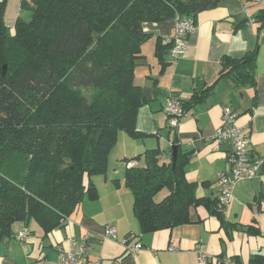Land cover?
<instances>
[{
  "label": "trees",
  "instance_id": "1",
  "mask_svg": "<svg viewBox=\"0 0 264 264\" xmlns=\"http://www.w3.org/2000/svg\"><path fill=\"white\" fill-rule=\"evenodd\" d=\"M219 1L22 0L9 32L6 0H0V241L13 236L18 222L33 220L44 234L63 225L84 197L96 198L91 178L106 173L118 133L142 135L136 116L147 99L134 82L148 37L142 23L195 18ZM169 47L157 39L162 65ZM254 59V52L224 55L214 82L194 91L184 109L219 80H250ZM186 155L178 150L174 167L171 154L158 148L130 159L136 161L125 170L124 184L141 232L190 223L192 208L219 202L196 196L197 183L184 173ZM249 264H264V255L253 254Z\"/></svg>",
  "mask_w": 264,
  "mask_h": 264
},
{
  "label": "crops",
  "instance_id": "2",
  "mask_svg": "<svg viewBox=\"0 0 264 264\" xmlns=\"http://www.w3.org/2000/svg\"><path fill=\"white\" fill-rule=\"evenodd\" d=\"M21 1L6 0L3 22L9 32L22 13ZM175 19L142 23L148 37L141 45L143 58L134 76L147 99L136 116V130L142 135L118 133L106 173L91 178L96 198L84 197L63 225L44 234L33 220L26 225L15 223L13 236L0 241V264H69L60 259V253L75 250L81 242L87 249L78 264L95 260L101 264H197L199 252L249 264L253 254L264 255V3L220 0L200 11L184 53L172 59L165 52L162 65L155 55L157 39L166 42L173 34ZM247 52L255 53L250 80L239 82L231 76L219 80L185 109L177 127L167 126V96L181 103L190 100L194 91L214 82L224 55L240 58ZM225 106L237 114L236 124L249 140L251 158L262 161L257 173L234 183L228 204L217 203L212 209L199 205L191 209L190 223L141 232L132 210V192L124 184L127 161L154 148L167 157L176 145L180 153L187 152L184 173L186 179L197 183L196 196L217 198L216 181L220 173L230 171L227 156L232 150L229 140L214 138L223 123ZM214 209L224 216L213 213ZM106 225L114 227L115 238L104 236ZM249 226L258 232L252 233ZM20 231L28 236L18 238ZM129 234L137 237L140 249L129 250L122 245L121 239ZM170 246L176 249L169 250Z\"/></svg>",
  "mask_w": 264,
  "mask_h": 264
},
{
  "label": "built area",
  "instance_id": "3",
  "mask_svg": "<svg viewBox=\"0 0 264 264\" xmlns=\"http://www.w3.org/2000/svg\"><path fill=\"white\" fill-rule=\"evenodd\" d=\"M264 3V0H261ZM246 11V9H245ZM195 29L194 17L176 16L173 34L167 38L166 42L170 44L169 55L172 59L180 57L187 46V37ZM185 113V109L179 99L173 96H167L164 106V114L166 124L169 128L177 127L181 116ZM237 114L228 106L223 107L222 120L223 123L215 131L214 138L217 141L229 140L232 144V150L227 156L230 165V171L222 172L218 175L216 185L218 187V204L226 205L230 202L233 196V186L236 181L245 178L253 177L262 161L260 159H252L250 156V144L247 137L242 135L241 129L236 124ZM135 165V161H127V166ZM105 237L115 238L116 231L114 227L106 225L103 232ZM18 238L28 236L26 231H20ZM122 245L129 250H138L141 248V243L135 235L129 234L121 239ZM76 249L72 248L68 251L60 253L61 260L68 261L69 264H78L79 256L87 249L86 243L81 242L76 245ZM169 250H175L176 247L170 246ZM91 264H101L99 260H95ZM197 264H235L229 257L207 256L204 252H199Z\"/></svg>",
  "mask_w": 264,
  "mask_h": 264
},
{
  "label": "water",
  "instance_id": "4",
  "mask_svg": "<svg viewBox=\"0 0 264 264\" xmlns=\"http://www.w3.org/2000/svg\"><path fill=\"white\" fill-rule=\"evenodd\" d=\"M3 73H4V70H5V67H3ZM171 156H172V161H173V167H174V164L176 162V157H177V146L174 145L172 147V152H171ZM213 213H215L216 215L220 216V217H223L224 214L221 212V211H217L216 209L213 210Z\"/></svg>",
  "mask_w": 264,
  "mask_h": 264
},
{
  "label": "rangeland",
  "instance_id": "5",
  "mask_svg": "<svg viewBox=\"0 0 264 264\" xmlns=\"http://www.w3.org/2000/svg\"><path fill=\"white\" fill-rule=\"evenodd\" d=\"M23 14H24V17L25 18L28 17L27 13H23ZM80 91H82L83 93H85L87 96H89L90 93H91V89L90 88H86V89L82 88ZM165 191L166 190L164 189L162 192H165ZM162 192H160L158 196H160Z\"/></svg>",
  "mask_w": 264,
  "mask_h": 264
}]
</instances>
